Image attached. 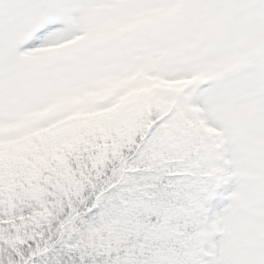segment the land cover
Wrapping results in <instances>:
<instances>
[{"label":"snow or ice","instance_id":"snow-or-ice-1","mask_svg":"<svg viewBox=\"0 0 264 264\" xmlns=\"http://www.w3.org/2000/svg\"><path fill=\"white\" fill-rule=\"evenodd\" d=\"M0 264H264V0H0Z\"/></svg>","mask_w":264,"mask_h":264}]
</instances>
